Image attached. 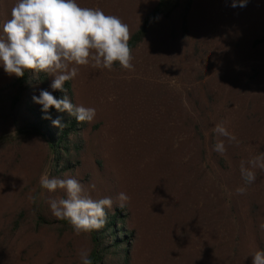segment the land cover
<instances>
[{"label":"rangeland","instance_id":"rangeland-1","mask_svg":"<svg viewBox=\"0 0 264 264\" xmlns=\"http://www.w3.org/2000/svg\"><path fill=\"white\" fill-rule=\"evenodd\" d=\"M157 1L76 0L118 16L130 35ZM16 3L0 0V35ZM185 7L182 0L151 26L132 69L91 58L76 66L73 103L96 115L81 130L79 165L55 177L80 180L93 199L112 197L106 212L122 208L117 194H127L130 264H252L264 250V0ZM16 78L0 66V264H82L91 237L52 214L48 199L65 194L40 186L42 175L54 176L48 139L22 129ZM53 79L32 85L35 106ZM219 122L234 140L214 133ZM219 141L223 154L213 149ZM242 163L254 182L242 178Z\"/></svg>","mask_w":264,"mask_h":264},{"label":"clouds","instance_id":"clouds-1","mask_svg":"<svg viewBox=\"0 0 264 264\" xmlns=\"http://www.w3.org/2000/svg\"><path fill=\"white\" fill-rule=\"evenodd\" d=\"M246 3L247 0H239L240 7ZM235 6L236 0H233ZM130 38L129 26L118 16L105 14L99 8L81 7L76 0H17L11 9V18L2 26L0 66L17 78H22L26 70L54 77L50 87L53 91L63 92L62 98L57 99L47 90L33 96V101L41 105L45 113L42 118L51 120L52 126L62 128L64 125L62 117L52 119L48 114L52 108L67 113L78 122H91L96 115L95 108L74 104L64 87L65 82L74 79L79 71L76 66L89 64L90 58L95 65L105 69H111L116 63L124 69H132ZM213 131L230 140L235 139L227 131L225 122L217 123ZM213 149L223 154V142L215 143ZM241 176L246 183L255 180V173L243 163ZM40 186L49 194L58 190L64 192V197H50L47 202L52 214L67 220L77 233L99 228L107 216L106 209L113 206L112 197L93 199L86 186L71 176L42 175ZM243 191V188L237 189L238 193ZM128 199L124 192H119L116 197L121 207ZM29 200L35 201V197L30 195ZM260 228L264 230V223ZM80 259L82 264H92L86 251L80 253ZM252 264H264V250L252 255Z\"/></svg>","mask_w":264,"mask_h":264},{"label":"trees","instance_id":"trees-1","mask_svg":"<svg viewBox=\"0 0 264 264\" xmlns=\"http://www.w3.org/2000/svg\"><path fill=\"white\" fill-rule=\"evenodd\" d=\"M182 0H158L154 8L144 17L138 30L131 35L129 46L132 52L146 39L151 26L159 19H169L180 7ZM185 10L189 11L193 0H184ZM264 42V38L260 40ZM118 63H116L117 65ZM46 86V74H39L32 70H26L22 78H16L11 86L14 90L12 106L23 111L25 117L24 130L27 134L39 133L48 139V149L50 150L51 171L54 176L72 172L79 165L80 153L83 149L81 141V130L86 122H78L67 113H60L52 108L49 115L52 119L58 116L63 118V127L52 126L51 120L43 119L45 113L42 106H35L31 102V89L33 84ZM67 94L73 101V93L70 82H65ZM52 94L57 99L64 96L61 91H53ZM126 208H115L112 212L107 211V216L102 225L97 229L88 231L92 241V251L90 259L92 264H130L134 232L127 230L125 221L127 218Z\"/></svg>","mask_w":264,"mask_h":264}]
</instances>
